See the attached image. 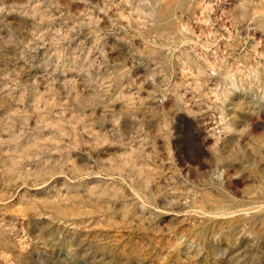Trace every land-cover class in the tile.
Here are the masks:
<instances>
[{
  "label": "rangeland",
  "instance_id": "1",
  "mask_svg": "<svg viewBox=\"0 0 264 264\" xmlns=\"http://www.w3.org/2000/svg\"><path fill=\"white\" fill-rule=\"evenodd\" d=\"M0 264H264V0H0Z\"/></svg>",
  "mask_w": 264,
  "mask_h": 264
}]
</instances>
